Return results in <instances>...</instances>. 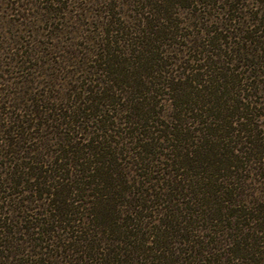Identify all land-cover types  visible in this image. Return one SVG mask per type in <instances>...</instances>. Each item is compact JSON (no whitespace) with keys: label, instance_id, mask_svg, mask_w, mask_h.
Here are the masks:
<instances>
[{"label":"rangeland","instance_id":"rangeland-1","mask_svg":"<svg viewBox=\"0 0 264 264\" xmlns=\"http://www.w3.org/2000/svg\"><path fill=\"white\" fill-rule=\"evenodd\" d=\"M2 223L4 264H264V0H0Z\"/></svg>","mask_w":264,"mask_h":264},{"label":"trees","instance_id":"trees-1","mask_svg":"<svg viewBox=\"0 0 264 264\" xmlns=\"http://www.w3.org/2000/svg\"><path fill=\"white\" fill-rule=\"evenodd\" d=\"M92 97V96H91ZM90 96H87V101H90V100H92V101H95L96 99L98 100V103H99V101L100 100H102L101 98H96V99H94L93 97L91 98ZM81 101H83V100H81ZM85 101H86V99H85ZM90 106H85L84 107V110H80V111H78V112H75L74 113V118L76 119V121H78L80 118H87L88 116V114L86 113L87 112V110H90ZM69 111H65V114H64V117L66 116V117H71V114L70 113H68ZM107 120H109V119H107ZM79 129V128H78ZM81 133V131H79V130H77V133ZM16 133H19V134H21V131H20V129L18 128V130L16 131ZM24 133V132H23ZM15 134V133H14ZM17 135H15V137H16ZM11 140V139H10ZM9 140V141H10ZM9 145H10V142H9ZM11 145H12V143H11ZM68 150V151H67ZM66 152H69V149H66L65 150ZM78 157V156H77ZM82 158V157H81ZM55 164H56V168H54L52 171L51 170H46V169H44L43 170V166H32V167H29L30 169H31V171L29 170V171H27V172H25V174H27V178L25 177V179H27V180H24V181H26V185H27V183H28V185L26 186V191L28 190L30 193H33V195H39V197H42V195L44 194V193H46V194H55L56 195V197H54V199H53V201L54 200H58V198L63 194V196L65 195V194H67L68 195V193H69V191H70V189H69V187H68V185L66 186H63V185H56V184H54V183H52V181H54V180H52L55 176H58L59 174L57 173L56 174V171H57V166H62V164H59L58 163V159H56V161H55ZM90 166H87V169L89 168ZM22 179H24L23 177H21V176H19L18 178H16L15 180V182L16 183H18V184H21L22 182H23V180ZM68 191V192H67ZM59 193H60V195H59ZM62 196V197H63ZM30 197V196H29ZM22 201H31V199H28V198H23L22 199ZM26 206H28V204L26 205ZM5 222V221H4ZM0 226H1V228H3V227H5L6 226V223H2V224H0ZM8 226V225H7ZM34 226V225H33ZM37 227V226H36ZM10 229V228H9ZM6 247V245H2V244H0V247H2V248H5ZM6 249V248H5ZM5 252V250L4 249H2V250H0V258H2V257H4V253ZM0 261H2V260H0ZM0 264H4V262L2 261V263H0Z\"/></svg>","mask_w":264,"mask_h":264}]
</instances>
